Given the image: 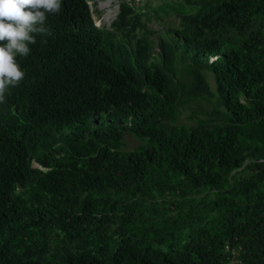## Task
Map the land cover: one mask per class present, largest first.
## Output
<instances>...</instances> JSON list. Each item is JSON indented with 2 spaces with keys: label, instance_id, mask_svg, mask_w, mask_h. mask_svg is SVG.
<instances>
[{
  "label": "trees",
  "instance_id": "1",
  "mask_svg": "<svg viewBox=\"0 0 264 264\" xmlns=\"http://www.w3.org/2000/svg\"><path fill=\"white\" fill-rule=\"evenodd\" d=\"M163 9L180 25L123 2L108 31L63 0L18 58L0 264H264V0Z\"/></svg>",
  "mask_w": 264,
  "mask_h": 264
},
{
  "label": "clouds",
  "instance_id": "2",
  "mask_svg": "<svg viewBox=\"0 0 264 264\" xmlns=\"http://www.w3.org/2000/svg\"><path fill=\"white\" fill-rule=\"evenodd\" d=\"M86 1L96 27L95 11L91 10L88 0ZM62 3L63 0H0V104L6 102L10 91L18 87L25 78L26 73L18 58L30 54V45L36 43L38 35L50 34L48 17L60 14ZM113 23V30L96 28L114 31Z\"/></svg>",
  "mask_w": 264,
  "mask_h": 264
},
{
  "label": "rangeland",
  "instance_id": "3",
  "mask_svg": "<svg viewBox=\"0 0 264 264\" xmlns=\"http://www.w3.org/2000/svg\"><path fill=\"white\" fill-rule=\"evenodd\" d=\"M123 1L130 6L136 7L137 10L143 11L145 13L143 22H147V25L152 30L164 31L168 28L180 25V18L175 12L167 14L164 11V0H88L91 10L95 11L94 20L97 23L96 27L113 30L111 25L117 18ZM168 1L170 3L178 2V0ZM151 38L153 39L156 37L152 36ZM207 76L211 86L214 87L212 74L209 73ZM183 120L188 122L186 114L184 115ZM129 140L132 145L137 144L132 137H129Z\"/></svg>",
  "mask_w": 264,
  "mask_h": 264
},
{
  "label": "built area",
  "instance_id": "4",
  "mask_svg": "<svg viewBox=\"0 0 264 264\" xmlns=\"http://www.w3.org/2000/svg\"><path fill=\"white\" fill-rule=\"evenodd\" d=\"M228 248V247H227Z\"/></svg>",
  "mask_w": 264,
  "mask_h": 264
}]
</instances>
